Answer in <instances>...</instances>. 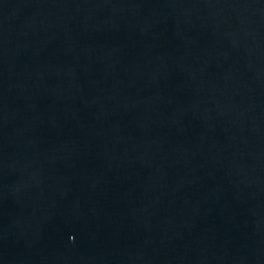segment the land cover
Masks as SVG:
<instances>
[{
  "label": "water",
  "instance_id": "95a60500",
  "mask_svg": "<svg viewBox=\"0 0 264 264\" xmlns=\"http://www.w3.org/2000/svg\"><path fill=\"white\" fill-rule=\"evenodd\" d=\"M0 264H264V0H0Z\"/></svg>",
  "mask_w": 264,
  "mask_h": 264
}]
</instances>
